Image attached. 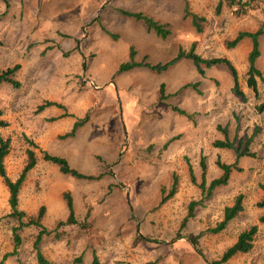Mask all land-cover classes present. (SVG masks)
<instances>
[{"label": "rangeland", "instance_id": "1", "mask_svg": "<svg viewBox=\"0 0 264 264\" xmlns=\"http://www.w3.org/2000/svg\"><path fill=\"white\" fill-rule=\"evenodd\" d=\"M186 5L200 17L199 29L184 15ZM120 10L140 12L166 24L170 33L161 38ZM260 26L264 30V0H0V71L18 65L13 78L19 83H0V118L7 121L0 134L10 139L4 164L15 180L26 150L35 152L18 208L35 217L44 206L41 222L50 232L38 247L46 264H93L94 257L97 264H209L254 224L251 250L221 264H264V222L259 221L264 207L257 205L264 197V110L258 108L264 101V33L257 92L245 82L250 39L227 46L238 31ZM129 45L137 50L135 61L146 56L151 64L191 46L204 58L227 57L244 97L232 92L223 64L204 67L203 76L189 59L161 72L145 66L119 72ZM192 83L196 89L185 86ZM219 127L236 143L253 135L254 156L236 161L233 150L214 147L223 138ZM44 151L66 158L81 173L100 176L63 174L42 158ZM202 156L206 185L221 174L217 159L236 162L240 170L205 196L198 186ZM173 174L177 191L160 204ZM66 192L79 224L58 225L68 215ZM238 194L243 210L226 228L210 232ZM8 197L0 177V261L39 264L33 245L38 228L18 229L20 242L14 245L17 223L8 216ZM191 201L197 204L183 222Z\"/></svg>", "mask_w": 264, "mask_h": 264}, {"label": "trees", "instance_id": "2", "mask_svg": "<svg viewBox=\"0 0 264 264\" xmlns=\"http://www.w3.org/2000/svg\"><path fill=\"white\" fill-rule=\"evenodd\" d=\"M234 3H235V1L231 2L232 5ZM217 9H219L218 6H217ZM120 12L126 16L134 18L135 20H141L146 25L148 30H152L153 32H155V34H157L158 36H160L162 38H165L169 34V29L167 28L166 24L158 23L155 20H153L152 18L141 14L140 12H130V11H125V10H120ZM237 13H243V12H237ZM184 15L190 16L192 24L197 29L200 28L199 23H198V19H200V17H198L194 13H190L187 5L184 8ZM263 33H264L263 26H260L257 30H255L253 32L238 31L236 36L227 43L228 47H233L243 38H249L250 39L251 49L247 55V71L245 74V82H246L247 87L250 88L254 92H257V78L260 80L263 79L262 72L260 71V69H258V67L256 65V60L260 56L259 39L263 35ZM134 55H135V50L131 47L130 52H129V59L127 61H124V62L119 64V67H118L119 72L128 71V70H130L134 67H138V66L139 67L145 66V67L150 68L151 70L161 72L163 70H166L171 65H173L174 63H176L182 59H189L192 61V63L196 67L197 72L201 76H203L204 75V67L210 68L212 66L223 64L228 69V71L232 77V80H233V85L231 88L232 92H234V94L238 97H241V98L244 97V93L241 90V88L239 87L238 74H237L236 68L232 64L231 60L226 58V57L204 58L194 51L193 46H191L187 51L180 48L178 50L176 56H174L172 59H170L164 63H157V64L148 63L146 61V56L143 57L140 61H135ZM17 69H18V65H15L12 68H7L3 71H0V83H7L13 87L19 86L18 81H16L13 78V75ZM185 86H191L194 89H196L197 84L192 83V84H187ZM162 94H163V91H162ZM163 96L164 95H162V98H163ZM53 104H55V103L52 101H47L45 103V105H53ZM40 108H42V107H40ZM258 108L261 111L264 110V101L258 105ZM173 109L178 111L181 114H186L184 111H182L181 109H178L176 107H173ZM85 120H86V116L83 119H80V120L74 122V124L71 128V131L69 133H67L66 136H70V135L74 134L75 130L80 125H82L85 122ZM6 125H7V121L0 118V126L3 127ZM219 128H220L221 132L223 133L224 138L215 140L212 143V145L214 147L226 148V149L233 150L235 153L236 161L242 156H254V153L252 151H250V149H249V145L251 144L253 135L249 136L245 142H243V140L240 139L236 143L235 139L231 140L228 138V132H227V129L225 127L224 128L219 127ZM31 144H33V143L31 142ZM9 150H10V139L5 138L0 134V177L2 178L3 183L6 186L8 193H9L8 203L10 206V213L8 214V216L11 217L13 220H15V222L17 223V225L12 228L14 245L16 247L20 242V236L17 233L18 229H21L25 226H30V225L35 226L36 228H38V232H37L35 239H34V242H33V245H34V248L36 251V258H37V261L39 264H46V261L43 258V255H42V253L38 247L39 243L41 242L42 236L44 234H48L50 232L41 222L43 214H44V206L40 207L38 214L35 217L34 216H26L24 211H22L18 208V194H19L20 187H21L23 181L25 180L27 172H29L35 166L36 161H37L36 155H35V152L33 150H31V149L26 150L27 161H26L20 175L18 176V178H16L15 180H12L7 175L6 169H5V164H4L5 157L9 153ZM42 158L44 160L49 161V162L55 164L56 166H58L60 172H62L63 174H68V175L73 176L75 178L97 179L100 176V175H97V176L88 175V174H84V173L77 171L76 169L72 168L69 165L66 158L61 157L59 155L50 154V153L44 151ZM199 164H200V168L202 171L201 172L202 178H201V181L198 184V186L201 189L202 194L205 196H208L215 187L220 186V185H226L228 183L229 178H230V174L233 170H240V167L237 166L236 162L233 164H230V163L223 162L220 159H217L216 164L219 167V169L221 170V174L218 177L211 179L209 181L208 185H206V181H205V177H204L205 171H206V164L204 162L203 156L200 158ZM189 175L191 177V180L193 182H195V178H194L193 171H192L191 167L189 168ZM177 180H178L177 176L175 174H173L169 189L167 191H165V188H162L160 204L167 201L169 198H171L176 193L177 184H178ZM263 189H264V187H263ZM64 199H65L66 206L68 209V215H67L66 220L60 221L58 223V225L79 224L76 220L75 215H74L72 200H71L70 194L68 192L64 193ZM242 201H243V196L241 194H238L235 197V199L231 205L224 207L222 219L213 228L209 229V231L212 233H218L221 230H223L224 228H226L227 224L237 214H239L243 210ZM195 204H197L195 201H191L189 203L188 214H187V217L184 218L183 222H185L187 220V218L189 216H191ZM257 205L260 207H264V197L257 203ZM259 221L264 222V212L259 216ZM256 232H257V225L256 224L251 225L250 227L242 230L237 235L236 240L231 245H229L227 248H225V250L221 254L220 258L210 262L209 264H221L223 262H226L227 260H229L231 257H233L236 254L249 252L253 246L254 235L256 234ZM192 243H194V239H192ZM10 254H13V252L7 253L5 255V257L10 255ZM0 264H2V261H0ZM93 264H97L96 257H94Z\"/></svg>", "mask_w": 264, "mask_h": 264}, {"label": "crops", "instance_id": "3", "mask_svg": "<svg viewBox=\"0 0 264 264\" xmlns=\"http://www.w3.org/2000/svg\"><path fill=\"white\" fill-rule=\"evenodd\" d=\"M139 21H141V20H139ZM142 22V21H141ZM159 23V22H158ZM142 24H143V26H142V28L143 27H146V25L142 22ZM162 24V23H161ZM168 28V27H167ZM146 29H147V27H146ZM169 29V28H168ZM43 31L44 30H41L39 33L40 34H42L43 33ZM147 31L148 32H152V33H154L152 30H148L147 29ZM169 33H170V30H169ZM155 34V33H154ZM156 35V34H155ZM160 37V36H159ZM162 38V37H161ZM261 38V37H260ZM244 39V38H243ZM259 42H260V39H259ZM133 48L134 50H135V55H134V57L136 58L137 57V50L132 46V45H129V49H128V54L126 55V57H127V59H126V61L129 59V52H130V48ZM260 55H261V52H260ZM143 57H145V56H143ZM174 57V56H173ZM260 57V56H259ZM258 57V58H259ZM172 58V57H171ZM227 58V57H226ZM229 59V58H228ZM258 60V59H257ZM257 60H256V65H257ZM136 61H138V60H136ZM140 61V60H139ZM259 69V68H258ZM232 88V87H231ZM226 128V127H225ZM227 129V128H226ZM228 132V131H227ZM223 138H224V136H223ZM222 138V139H223ZM228 138H229V136H228ZM229 139H231V138H229ZM232 140V139H231ZM222 150H228V149H226V148H221ZM230 150V149H229Z\"/></svg>", "mask_w": 264, "mask_h": 264}]
</instances>
